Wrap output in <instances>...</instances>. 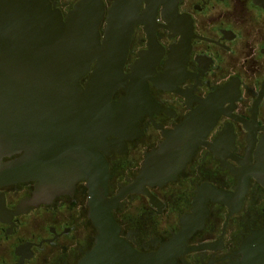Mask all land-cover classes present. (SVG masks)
Returning <instances> with one entry per match:
<instances>
[{"label":"flooded vegetation","instance_id":"1","mask_svg":"<svg viewBox=\"0 0 264 264\" xmlns=\"http://www.w3.org/2000/svg\"><path fill=\"white\" fill-rule=\"evenodd\" d=\"M77 1L50 0L63 17ZM139 17L123 73L144 79L152 104L101 152L117 236L162 264H264V0H144ZM190 118L215 121L189 162L172 181L140 183L147 155ZM36 184L0 188V264H78L98 235L87 183L35 206Z\"/></svg>","mask_w":264,"mask_h":264},{"label":"water","instance_id":"2","mask_svg":"<svg viewBox=\"0 0 264 264\" xmlns=\"http://www.w3.org/2000/svg\"><path fill=\"white\" fill-rule=\"evenodd\" d=\"M143 1L112 0L106 10L104 0H78L63 17L50 0H0V188L35 181L30 203L36 206L44 198L71 194L77 181H85L98 235L78 264L164 261L163 255L133 250L117 236L101 154L115 145L108 137L135 123L137 105L152 104L144 79L123 73ZM62 2L70 7L74 0ZM148 37L152 43V33ZM119 89L127 96L114 102ZM214 121L199 124L190 118L164 135L168 140L147 155L138 181L174 180Z\"/></svg>","mask_w":264,"mask_h":264}]
</instances>
